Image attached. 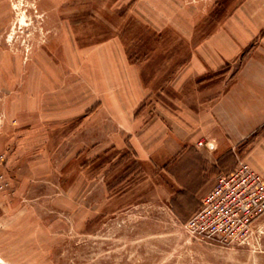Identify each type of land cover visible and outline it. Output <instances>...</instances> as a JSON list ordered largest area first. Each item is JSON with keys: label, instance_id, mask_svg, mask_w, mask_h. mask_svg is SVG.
Returning <instances> with one entry per match:
<instances>
[{"label": "rangeland", "instance_id": "374dc122", "mask_svg": "<svg viewBox=\"0 0 264 264\" xmlns=\"http://www.w3.org/2000/svg\"><path fill=\"white\" fill-rule=\"evenodd\" d=\"M131 3L0 0V264H264V220L249 245L185 225L243 157L141 158L154 137L118 117L142 86L143 127L195 99L172 84L189 44Z\"/></svg>", "mask_w": 264, "mask_h": 264}, {"label": "crops", "instance_id": "0c3cea01", "mask_svg": "<svg viewBox=\"0 0 264 264\" xmlns=\"http://www.w3.org/2000/svg\"><path fill=\"white\" fill-rule=\"evenodd\" d=\"M130 7L155 29L169 26L187 41L188 59L172 84L191 85L195 95L192 102L159 108L145 127L133 114L143 86L114 102L128 127L154 137L152 145H135L139 156L166 161L186 149L210 167L242 156L264 177V0H132ZM199 141L201 147L189 148Z\"/></svg>", "mask_w": 264, "mask_h": 264}, {"label": "built area", "instance_id": "2783aa9c", "mask_svg": "<svg viewBox=\"0 0 264 264\" xmlns=\"http://www.w3.org/2000/svg\"><path fill=\"white\" fill-rule=\"evenodd\" d=\"M200 202L185 223L196 236L225 244L258 241L264 220V177L248 162L240 159L233 169L220 172Z\"/></svg>", "mask_w": 264, "mask_h": 264}]
</instances>
